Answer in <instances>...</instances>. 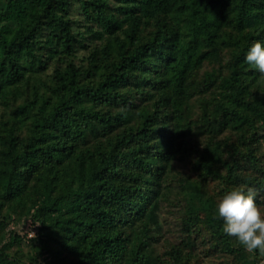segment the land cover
<instances>
[{
    "label": "trees",
    "instance_id": "obj_1",
    "mask_svg": "<svg viewBox=\"0 0 264 264\" xmlns=\"http://www.w3.org/2000/svg\"><path fill=\"white\" fill-rule=\"evenodd\" d=\"M75 1L0 0V229L17 212L41 222L27 259L7 251L19 243L14 233L0 247V264H138L155 257L138 237L148 233L147 222L157 223L164 178L188 153L187 102L216 84L218 95L198 105L200 118L229 137L209 138L190 157L192 174L179 180L189 183L180 217L185 237L165 253L171 264H187L196 248L192 233L205 231L213 250L256 263L260 251L253 259L241 254L215 204L243 178L256 197L264 187L255 137L264 122V83L256 84L259 73L244 61L264 36V0H80L91 25L76 26L69 16ZM85 33L98 41L85 56L89 68L75 63ZM196 83L203 91L193 93ZM78 100L85 107L73 104ZM101 103L109 113L98 110ZM118 104L125 108L113 113ZM132 120L114 145L94 138V124L105 134ZM210 182L216 194L206 188ZM42 250L44 260L33 253Z\"/></svg>",
    "mask_w": 264,
    "mask_h": 264
},
{
    "label": "rangeland",
    "instance_id": "obj_2",
    "mask_svg": "<svg viewBox=\"0 0 264 264\" xmlns=\"http://www.w3.org/2000/svg\"><path fill=\"white\" fill-rule=\"evenodd\" d=\"M82 4L81 1H75L71 4L69 8V16L76 18L77 20H74V25L76 26L77 23H85L88 20L83 17L82 14ZM82 14V15H81ZM91 21H94L95 19L93 16H89ZM96 21V20H95ZM89 22V25H91V22ZM96 24V22H95ZM78 31H82V28H78ZM261 42H264V36L258 39ZM258 40H254L258 41ZM98 43L96 38L92 34L85 33L83 36V39L81 37V40L77 42L75 46V53L77 55V58L75 60V63L77 66L81 68H89L88 61L86 60V55L90 54L93 51L94 45ZM52 53V52H50ZM209 59V58H207ZM50 61V60H49ZM49 61L46 63V67L49 66ZM207 61V60H205ZM209 69L206 64L202 67L199 78L202 79L204 77V74L202 72ZM50 71H52V68L49 67L45 70L46 74H48ZM98 79L99 77H95ZM259 82L256 84H262L264 83V74L259 73ZM91 79L87 77V80ZM93 81V80H92ZM88 82V81H87ZM217 83V82H216ZM91 85V86H90ZM97 85V82L91 84L88 82V86H90L91 89H94ZM217 85V84H216ZM213 86L210 92H207L205 94H197L194 97H192L187 104L190 105L191 109V115L190 119L192 121V131L189 139L186 141L188 144V153L185 155V158L183 160H176V164L171 168V170L168 173V176L164 182L163 186L161 188V191L159 194H157V197H159L160 206L155 211L156 221H150L147 222V225L149 226L148 233L143 234L140 238L138 237V241H141L146 244H150V247L153 248L155 254L153 256H150L149 258H145L142 261H139L138 264H171L168 262L167 258H169V255L165 253V250H170L172 246L177 245L179 241L185 237V233L183 234L180 231L181 228V214H182V205H183V199H186V196L188 195V188L189 183L186 182V179L183 180V182L179 185V180L183 177V173L192 174L191 173V156L196 155L200 149V147L209 139L214 138V140L223 141L226 140L229 135H225L224 133H219L222 127L218 124H207L200 118V109L198 105H200L201 102H208L209 99H211L214 96L218 95V88L217 86ZM261 86V85H260ZM204 87L199 84H194V92H201L203 91ZM262 90V89H261ZM130 103H134L133 98L130 95H126L125 97ZM79 102L76 101L73 104L76 105ZM136 103L140 104L138 101ZM79 107H85V104L83 101L79 102ZM140 106V105H138ZM185 106V105H184ZM98 110L102 113L106 114L109 113L111 106L107 107V105H103V103L98 104ZM125 107L122 104H118L117 107H113V113L117 112L119 109H124ZM135 111V110H134ZM71 113V111H70ZM137 115L134 114L132 117L133 120L136 119ZM129 121L126 124L121 123L120 125L115 124V128L105 134H100V129L98 126L95 125V137L98 136V140H103L110 142L112 145H114V142L116 141L118 133H122V129L125 128V126H134L136 124V121ZM84 122V121H82ZM135 123V124H134ZM126 129V128H125ZM246 133V132H245ZM244 133V134H245ZM248 136L249 133H246ZM255 137L257 140V144L260 146L259 150L257 151L260 162L264 166V122H261L257 124V131L255 133ZM184 178V177H183ZM247 180L245 178L240 180V185L236 186V188H243L245 189V183ZM209 190L212 191V193L216 194V185L213 182H210L209 185L206 186ZM221 196L217 197V201L220 199ZM256 203L260 206L262 210H264V187L261 189V196L256 197ZM181 211V212H180ZM4 214V213H3ZM0 214V217L3 215ZM20 212H17L13 214L14 218L10 221H6L3 228L0 229V247L3 246L4 243L8 242L12 235L14 233L19 234L20 240L19 243L15 242L13 245L6 248L8 252H15L16 256L19 259H22L25 261L27 259V255L31 254V248L29 247L31 243L34 242V240H38L40 237V227L41 222L39 218H30V217H24V214H21L19 217ZM138 223L135 224L132 231H130V236H133L136 232V228H138ZM206 234L205 231H203L201 234L198 233H192L191 241H196V248L194 249V252L190 255L191 259L187 264H244L243 258L241 256L237 255H228L223 254L222 252H217L213 250L210 245H208V242L206 238L204 237ZM35 240V241H36ZM137 244V241H136ZM143 246L142 243H138ZM30 248V249H29ZM134 248V242L131 244L129 249ZM142 248V247H140ZM141 250L139 249V252ZM149 251V248H148ZM34 255H39V259L44 260L46 257H48L47 253H44L42 250L41 253H36V251H33ZM253 252H249L246 249L241 250V254L245 257H248V259H253L254 255ZM45 254V255H42ZM257 260H255L256 263L249 261V263L245 264H264V252H260L258 256H255ZM63 259V258H62ZM65 260V259H63Z\"/></svg>",
    "mask_w": 264,
    "mask_h": 264
},
{
    "label": "clouds",
    "instance_id": "obj_3",
    "mask_svg": "<svg viewBox=\"0 0 264 264\" xmlns=\"http://www.w3.org/2000/svg\"><path fill=\"white\" fill-rule=\"evenodd\" d=\"M247 65L264 74V42L255 41L244 55ZM223 220V232L234 238L249 252H264V210L256 203L252 189L233 188L226 191L215 204Z\"/></svg>",
    "mask_w": 264,
    "mask_h": 264
}]
</instances>
